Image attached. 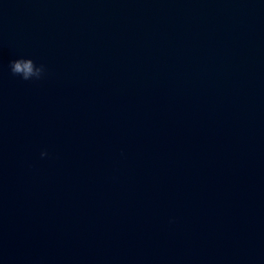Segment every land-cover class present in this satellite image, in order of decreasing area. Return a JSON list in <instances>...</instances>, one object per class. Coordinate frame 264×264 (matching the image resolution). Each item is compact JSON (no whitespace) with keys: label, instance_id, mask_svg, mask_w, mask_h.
<instances>
[{"label":"water","instance_id":"obj_1","mask_svg":"<svg viewBox=\"0 0 264 264\" xmlns=\"http://www.w3.org/2000/svg\"><path fill=\"white\" fill-rule=\"evenodd\" d=\"M0 264H264V0H0Z\"/></svg>","mask_w":264,"mask_h":264},{"label":"clouds","instance_id":"obj_2","mask_svg":"<svg viewBox=\"0 0 264 264\" xmlns=\"http://www.w3.org/2000/svg\"><path fill=\"white\" fill-rule=\"evenodd\" d=\"M21 59H23V57H19V58H16V59L12 60V61L10 62V64H9V68H11L12 65L16 64V62H17L18 60H21ZM12 75L17 76V77H19L20 79H22V80H24V81H37V80H41V79L44 77L45 74H44V75H41V74L38 73V74L33 75V76H31V77H21V76H19L17 73H15V72L13 71V72H12ZM48 155H49V153H48V151H47L46 149L41 150V152H40V157H41L42 159L48 157Z\"/></svg>","mask_w":264,"mask_h":264}]
</instances>
